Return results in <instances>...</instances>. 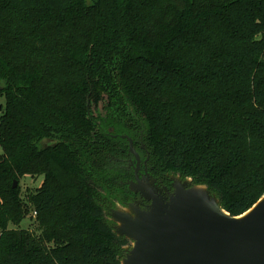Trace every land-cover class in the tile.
Wrapping results in <instances>:
<instances>
[{
  "label": "trees",
  "instance_id": "16d2710c",
  "mask_svg": "<svg viewBox=\"0 0 264 264\" xmlns=\"http://www.w3.org/2000/svg\"><path fill=\"white\" fill-rule=\"evenodd\" d=\"M0 98V264H122L128 139L233 217L264 196V0H0Z\"/></svg>",
  "mask_w": 264,
  "mask_h": 264
},
{
  "label": "water",
  "instance_id": "95a60500",
  "mask_svg": "<svg viewBox=\"0 0 264 264\" xmlns=\"http://www.w3.org/2000/svg\"><path fill=\"white\" fill-rule=\"evenodd\" d=\"M128 140L139 163L134 142ZM145 181L137 175L130 189L150 202L147 209L131 203L112 212L116 233L132 241L122 264H264V196L233 217L216 196L192 180L173 178L172 192L159 189L149 178Z\"/></svg>",
  "mask_w": 264,
  "mask_h": 264
},
{
  "label": "flooded vegetation",
  "instance_id": "af4514ba",
  "mask_svg": "<svg viewBox=\"0 0 264 264\" xmlns=\"http://www.w3.org/2000/svg\"><path fill=\"white\" fill-rule=\"evenodd\" d=\"M143 144H140V149L141 151L139 152V155H140V161L139 163L137 162L135 156L133 155V158H129L127 160V163H128V167L130 169H132V176H133V179L131 180V182H135L137 183V175H138V178L142 181L143 178L145 179H150V183H152L153 181L155 182V185L158 187V188H162V187H167L169 188L171 191H173V187H172V182H171V178H169V181L171 182L170 183V187L166 185V183L164 182V180L162 178H157L156 176H154V174L152 173L151 171V167L149 165V154L147 153V155H144L143 153L147 152L146 151V148L144 146L143 148ZM131 152V151H130ZM143 182H146L143 180ZM163 196H167L168 194L166 193H162ZM139 203L141 208L142 209H147L148 206L150 205V202L148 201H145L144 199H142L140 197L139 194H135V197L132 198V200L127 203V204H131V203ZM147 207V208H146Z\"/></svg>",
  "mask_w": 264,
  "mask_h": 264
},
{
  "label": "rangeland",
  "instance_id": "374dc122",
  "mask_svg": "<svg viewBox=\"0 0 264 264\" xmlns=\"http://www.w3.org/2000/svg\"><path fill=\"white\" fill-rule=\"evenodd\" d=\"M4 103H5V100H4V98H0V106L1 105H4ZM0 113H1V111H0ZM47 144V143H46ZM134 149H135V151H136V153L139 155V151H138V149H137V147H134ZM0 154H3V149L1 148V146H0ZM139 157H140V155H139ZM176 178V177H175ZM173 179V178H172ZM172 179H171V181H172ZM42 180H43V178L42 177H40V178H38V179H32V178H25V179H23L22 181H21V189H22V192H23V197H24V199L26 198V196H27V193H29V191H34L40 184H41V182H42ZM145 181L146 179L145 178H143L142 179V181ZM182 181V180H181ZM135 183V182H134ZM165 187V186H164ZM164 187H162L161 188V190H163V188ZM165 188H167V187H165ZM160 189V188H159ZM168 190L170 191V192H172L169 188H168ZM164 192V191H163ZM165 193V192H164ZM167 194V193H166ZM168 196V195H167ZM138 203V202H137ZM139 206H140V204H139ZM150 206V205H149ZM148 206V207H149ZM140 208H141V206H140ZM147 208V207H146ZM142 209V208H141ZM144 210V209H143ZM113 222H114V226L115 227H117V225H118V223L117 222H115L114 220H113ZM10 228H12V229H16L17 227H15V226H11ZM20 228L21 229H26V230H29V231H33V232H36L37 231V225H36V223H35V213H33V212H30V214L26 217V219L22 222V224L20 225ZM129 249H131V248H129ZM127 251V250H126ZM126 253L127 252H125V255H126ZM125 257V256H124Z\"/></svg>",
  "mask_w": 264,
  "mask_h": 264
}]
</instances>
